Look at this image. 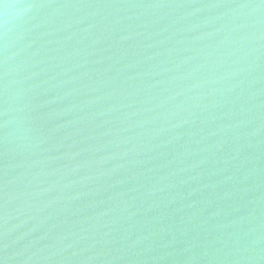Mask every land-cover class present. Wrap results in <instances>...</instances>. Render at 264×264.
I'll list each match as a JSON object with an SVG mask.
<instances>
[{"label": "water", "instance_id": "obj_1", "mask_svg": "<svg viewBox=\"0 0 264 264\" xmlns=\"http://www.w3.org/2000/svg\"><path fill=\"white\" fill-rule=\"evenodd\" d=\"M0 264H264V0H0Z\"/></svg>", "mask_w": 264, "mask_h": 264}, {"label": "clouds", "instance_id": "obj_2", "mask_svg": "<svg viewBox=\"0 0 264 264\" xmlns=\"http://www.w3.org/2000/svg\"><path fill=\"white\" fill-rule=\"evenodd\" d=\"M5 7H8V5H5Z\"/></svg>", "mask_w": 264, "mask_h": 264}]
</instances>
